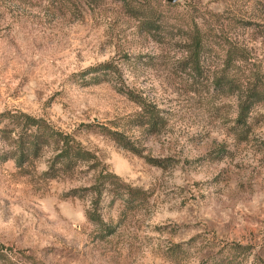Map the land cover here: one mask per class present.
I'll return each mask as SVG.
<instances>
[{"label":"rangeland","instance_id":"rangeland-1","mask_svg":"<svg viewBox=\"0 0 264 264\" xmlns=\"http://www.w3.org/2000/svg\"><path fill=\"white\" fill-rule=\"evenodd\" d=\"M16 110L88 158L0 160V264H264V0H0Z\"/></svg>","mask_w":264,"mask_h":264},{"label":"trees","instance_id":"trees-1","mask_svg":"<svg viewBox=\"0 0 264 264\" xmlns=\"http://www.w3.org/2000/svg\"><path fill=\"white\" fill-rule=\"evenodd\" d=\"M110 64L108 62L100 63L99 68L110 69ZM127 93V91H125ZM253 98L250 101L244 100L242 105H240V114L238 119L243 120L247 115V112L254 101H260L263 97V93L259 90H254L252 92ZM143 108L145 106L143 105ZM148 114H152V111H148ZM7 118V121L0 126V134L4 139H8L11 134H16L14 137L15 146L14 148L3 149L0 152V160H7L13 158L18 163L28 160L30 157L37 156L41 149L50 144L52 141L57 144L60 143L61 149V159H67L65 164L72 161H77L78 159L88 158L86 150L81 148L78 143L74 144L73 139H69L66 134H61L55 129L51 123L47 122L44 118L39 116H34L22 110H16L14 112H1L0 121ZM124 147L129 149H134L132 144H127L128 142H123L119 137V134L114 136ZM153 164H162V159L159 158H147ZM110 174V173H109ZM117 177L115 174H110ZM111 180V178H110ZM112 181V180H111ZM138 191L139 188H131ZM133 193V191H132ZM87 216L90 219H100L98 216L93 215L92 211H87Z\"/></svg>","mask_w":264,"mask_h":264}]
</instances>
